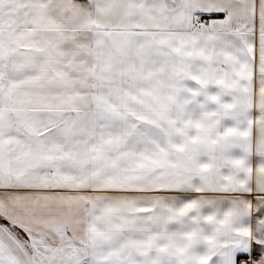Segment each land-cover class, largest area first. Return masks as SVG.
<instances>
[{"label": "snow or ice", "instance_id": "obj_1", "mask_svg": "<svg viewBox=\"0 0 264 264\" xmlns=\"http://www.w3.org/2000/svg\"><path fill=\"white\" fill-rule=\"evenodd\" d=\"M0 264H264V0H0Z\"/></svg>", "mask_w": 264, "mask_h": 264}]
</instances>
